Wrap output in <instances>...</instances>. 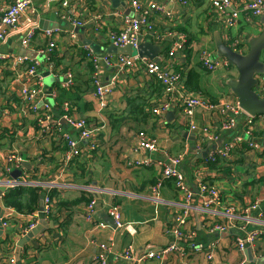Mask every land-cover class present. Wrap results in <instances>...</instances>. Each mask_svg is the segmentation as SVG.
I'll use <instances>...</instances> for the list:
<instances>
[{
    "label": "crops",
    "instance_id": "crops-1",
    "mask_svg": "<svg viewBox=\"0 0 264 264\" xmlns=\"http://www.w3.org/2000/svg\"><path fill=\"white\" fill-rule=\"evenodd\" d=\"M139 1L145 5L157 2L164 8L162 12L152 11L153 29L142 32L140 46L146 42L159 45L158 62L170 72L183 74L182 83L191 93L188 96H201L215 105L238 102L226 84L230 77L237 76L236 68L207 70L201 64L200 52L205 48L215 52L214 35L218 33L230 46L237 41L235 50L246 53L247 40L263 30L260 17L248 21L242 13L238 24L230 28L220 13L200 0H187L186 4L178 0ZM10 2L0 0V6H8ZM73 10L77 17L85 19L83 26H74L67 15L63 17L62 13L71 14ZM96 16L102 18L101 29H96ZM125 16H140L131 0H73L69 7H63L62 0H31L22 17V21L30 18L39 26L31 46L21 45L22 29L11 31L0 41V52L9 56L6 61H0V187H8L17 176V179L37 182L45 190L41 207L42 202L45 205V194L51 183L61 186L55 189L67 203L53 207L56 218H50L52 213L45 215L40 208L31 214L13 209L0 237V241L6 240L0 244V264H10L18 248L17 264H96L95 256L103 243L111 244L109 264H158L142 256L162 252L175 242L180 244L181 251L170 253L166 264H239L242 261L263 264L264 239L257 238L241 250L237 248L236 238H246L255 229L264 231V123L252 124L253 136L247 140L245 116H237L233 127L224 129L218 108L199 107L192 116H185L174 103L162 117H156L151 109L164 97L157 98L156 82L138 63L134 69L120 70L115 59L118 54L126 53L108 52V32L119 30ZM53 27L62 29L57 47L43 55L37 53L47 43L43 30ZM70 32L76 34L75 39ZM170 32L174 35L169 36ZM177 33H184L190 39V50L186 48L170 57L168 52ZM88 47L96 55L108 53L114 59L112 65L102 64L100 68L102 83L112 84V93L103 111L98 110L94 95ZM20 55L39 60L41 88L52 104L51 122H60V127L49 130L41 127L32 113L24 111L20 91L22 73L13 63V58ZM51 63L54 70L50 69ZM66 70L73 72L72 86L65 85ZM189 72L199 74L197 91L187 87ZM53 92L56 96L50 98ZM151 97H154L151 108L138 107ZM66 101L75 118H86L99 129L95 132L96 148L85 150L70 163L65 161L62 134L68 132L77 137L78 133L64 119ZM203 126L208 128L207 133L201 131ZM142 130L157 140V151L139 148L138 133ZM238 139L244 141L237 142ZM254 140L262 142L260 148L250 149L246 145L247 141ZM229 144L234 145L231 150L226 149ZM15 154L22 157L19 164L9 160ZM175 157L180 158L176 168L193 192V207L183 228L182 240L173 234V228L174 218L181 211L177 203L183 201V193L176 188L173 178L164 180L153 191L169 158ZM203 182L220 190L219 203L210 209L203 208V198L199 197V184ZM92 200H95L94 209L88 214L87 205ZM1 203L4 207L2 197ZM113 204L120 209V227L109 215ZM229 207L235 209L236 221L231 222L226 216ZM36 219L37 225L43 221V227L29 238L35 227L30 231L26 228ZM226 221L231 223L230 228L223 232L210 231L213 223ZM99 222L106 226H99ZM20 242L24 244L19 246ZM129 245L135 251L132 259L123 255ZM193 245L200 247L194 249Z\"/></svg>",
    "mask_w": 264,
    "mask_h": 264
},
{
    "label": "built area",
    "instance_id": "built-area-1",
    "mask_svg": "<svg viewBox=\"0 0 264 264\" xmlns=\"http://www.w3.org/2000/svg\"><path fill=\"white\" fill-rule=\"evenodd\" d=\"M73 0H62L63 7H69ZM182 4H186L187 0H178ZM207 3L211 8L215 9L222 16L225 24L232 28L238 24L242 13L246 14V19L248 21L258 18L261 15H264V0H243L237 3L235 0H200ZM133 8L139 12L140 16L134 18L132 16L123 17V23L119 30L108 32V43L113 45L116 48H125L131 47L134 50H137L140 46V36L143 31H151L153 29V24L150 21V15L152 11L162 12L163 7L157 3L152 2L148 5L140 2L139 0H131ZM31 5V0H11L8 6H0V41H4L11 31L23 30V35L21 37V45L25 48H29L32 44V41L39 29V26L30 21V18L25 20L22 17L25 14L26 10ZM63 17L71 20V23L74 26L80 27L83 26L86 21L82 17H77L76 11H72L71 14L62 13ZM96 29H101L102 27V18L101 16H96ZM44 35L47 38L46 47H39L37 53L45 54L47 52H52L57 47L58 36L62 33L60 27H53L45 29ZM71 38L75 39L76 34L70 32ZM173 36V32L169 33V36ZM187 36L184 33H177V39L173 42L172 49L169 50L168 54L170 57L175 56L178 51H185ZM239 43L235 41L231 46L236 49ZM240 52H242L240 50ZM87 57L93 66L92 71V83L94 85V95L96 97L98 110L103 111L107 105L109 96L112 93V84H103L100 79V68L101 65L110 66L113 64V56L111 54L96 55L94 50L87 48ZM9 56L0 52V61L7 60ZM200 60L202 66L210 71H213L219 67L228 68L229 63L225 58L216 57L215 52L205 48L200 52ZM116 63L119 65L120 70L134 69L139 65H142L147 74L151 76L155 84H160L163 86V99L159 104L155 105L151 111L156 117H162L174 103L177 104V107L180 108L181 112L185 116H192L195 110L199 107L206 108L207 110H213L218 108L221 112L222 127L224 129H230L233 127L236 122L237 116L244 117V130L245 138L248 140L253 136L251 130V125L255 123H264V114L260 115H250L246 113L236 101L234 103H220L215 105L210 103V100L203 98L201 96H188L191 94L187 92V89L183 85L182 81L184 80L183 74L180 72L169 71L158 61L151 60L149 58L140 57L139 54H118ZM13 63L16 68H19L22 75L21 80V96L24 101V111L30 112L34 115L36 123L45 127L49 130L54 127H60V122L52 123V104L48 99V95L44 93L41 88L42 79L39 77L38 68L39 60L36 58H30L28 56H17L13 58ZM53 63L50 64V69L54 70ZM66 86L73 85V72L71 70L65 71ZM256 92L259 96L264 97V74L259 77V82L255 87ZM55 92L49 94V97H55ZM64 119L72 126L78 133L77 137H73L70 133L64 132L62 134V140L65 143V161L70 163L76 157H79L85 150H93L97 146L95 143V132H98L99 129L97 126L89 124L88 119L86 118H75L74 115L68 113L70 109V104L66 101L63 104ZM230 116V117H229ZM192 128H196L192 126ZM201 131L204 133L208 132V128L203 126ZM264 134V132H263ZM138 146L141 149L148 150L150 152H155L158 150V142L155 138H150L143 130L138 133ZM244 141V139H238L237 142ZM244 143V142H243ZM246 144L250 149L260 148L262 142L247 141ZM234 147L233 144L226 146L227 150H231ZM10 161H14L19 164L22 160V157L18 154L9 156ZM180 162L179 157L169 158L168 163L164 166L162 177L156 182L153 187V191L156 192L163 184V181L169 178H173L174 184L178 190L183 193V201L178 202L177 206L181 209L174 218L175 227L173 228V234L179 239L183 238V228L187 222V217L191 212L193 205L191 204V199L193 197V192L190 190L184 181L183 175L176 168ZM36 182H27L21 179L14 180L8 187H15L18 185H37ZM49 190L55 189L57 186L55 184H48ZM220 190L207 182L199 184V197L203 198V208L210 209L213 204L219 203ZM2 197V196H1ZM52 201L50 196L46 193L45 195V205H44V214L49 215L53 212V207L51 205ZM95 205V200H92L90 204L87 205L88 214L90 211H93ZM254 208L257 206L254 205ZM13 209L5 207V213L2 217L3 226L9 224V217ZM226 216L232 222L236 221L237 215L235 214V209L229 207L225 211ZM109 215L115 220L118 227L122 225L121 223V213L117 205L113 204L109 209ZM239 218V217H238ZM238 220V219H237ZM38 219L34 220L28 224L26 231L32 230L36 227ZM230 224L226 221L224 222H215L212 224L210 231L211 232H223L226 229L230 228ZM99 226L105 227L104 222H99ZM257 238L264 239V231L262 229H255L251 231L247 237H237L236 245L239 249H244L247 244L253 243ZM111 244L103 243L100 245V249L95 256L96 264H109L108 253L110 250ZM194 249L199 248L200 246L193 245ZM176 251H181L179 243H173L167 246L162 252H149L142 256L143 258L154 259L158 264H166V257L170 253ZM134 248L132 245H129L124 251L123 255L127 259L134 258ZM212 257L210 253L209 258ZM261 259L264 264V250L261 255ZM139 263L141 262L140 259ZM10 264H17L15 257H11L9 260ZM239 264H255V263H246L244 261Z\"/></svg>",
    "mask_w": 264,
    "mask_h": 264
},
{
    "label": "water",
    "instance_id": "water-1",
    "mask_svg": "<svg viewBox=\"0 0 264 264\" xmlns=\"http://www.w3.org/2000/svg\"><path fill=\"white\" fill-rule=\"evenodd\" d=\"M260 22L264 25V15L260 16ZM247 43L249 49L246 53H242L225 42L218 33L214 35L215 56L225 58L229 66H233L237 70V76L230 77L226 84L230 88L231 93L237 97L240 107L246 113L256 116L264 114V97L259 96L255 90L259 82V77L264 74V60L261 58L262 52L264 51V27L260 34L250 37ZM108 52L115 54L126 53L129 55L139 54L152 60L159 61L157 56L161 52V48L159 45L146 42L139 46L137 50H132L131 47L116 48L110 45L108 47ZM17 178H19V176L15 177V180ZM6 190L7 188L5 186L0 187V237L5 230L1 220L5 213L1 203V196ZM42 204L40 211H44V205ZM42 224H44L43 221L29 233V238L39 233L43 227ZM26 239L28 238L26 237L25 241ZM23 244L24 242H20L18 245L22 246ZM19 258L18 248L16 260L19 261Z\"/></svg>",
    "mask_w": 264,
    "mask_h": 264
},
{
    "label": "trees",
    "instance_id": "trees-1",
    "mask_svg": "<svg viewBox=\"0 0 264 264\" xmlns=\"http://www.w3.org/2000/svg\"><path fill=\"white\" fill-rule=\"evenodd\" d=\"M179 30L182 31L181 29ZM190 44L191 41L190 39H188L186 42L187 50L189 49L188 47L190 46ZM165 50L168 51L169 48ZM52 59L54 60L55 58ZM188 79L189 80H187V87L189 88V90L190 91L199 90V74L196 72H189ZM156 85H157L156 96L158 98L159 96L163 95V86L158 83ZM153 98L154 97L145 99V102L144 103L142 102V104H138V107L142 106L144 109L145 107L151 108L152 105H154V103L152 102ZM68 113H71L70 109ZM43 191H45L44 188H42L39 185H18L15 187H10L2 195L4 207L15 209L20 213L31 214L39 210L41 199L44 196ZM46 193L50 196V199L52 201L51 203L52 207L56 206L57 208L67 205L65 200L60 196L59 192L56 189H51ZM51 215L52 216H50V218H53V216L55 217V214L53 212ZM5 243L6 240L0 241L1 245ZM23 258H25V256H23Z\"/></svg>",
    "mask_w": 264,
    "mask_h": 264
},
{
    "label": "rangeland",
    "instance_id": "rangeland-1",
    "mask_svg": "<svg viewBox=\"0 0 264 264\" xmlns=\"http://www.w3.org/2000/svg\"><path fill=\"white\" fill-rule=\"evenodd\" d=\"M261 58H262V60L264 59V51L262 52ZM231 68H235V67L231 66ZM233 70H234V69H233ZM236 71H237V70H236Z\"/></svg>",
    "mask_w": 264,
    "mask_h": 264
}]
</instances>
